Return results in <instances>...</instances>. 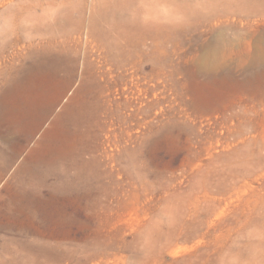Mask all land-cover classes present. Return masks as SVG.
Masks as SVG:
<instances>
[{"label":"rangeland","instance_id":"rangeland-1","mask_svg":"<svg viewBox=\"0 0 264 264\" xmlns=\"http://www.w3.org/2000/svg\"><path fill=\"white\" fill-rule=\"evenodd\" d=\"M0 264H264V0H0Z\"/></svg>","mask_w":264,"mask_h":264},{"label":"bare ground","instance_id":"bare-ground-1","mask_svg":"<svg viewBox=\"0 0 264 264\" xmlns=\"http://www.w3.org/2000/svg\"><path fill=\"white\" fill-rule=\"evenodd\" d=\"M67 87V86H66Z\"/></svg>","mask_w":264,"mask_h":264}]
</instances>
